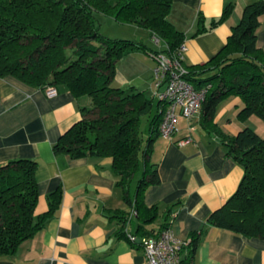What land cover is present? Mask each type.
<instances>
[{"label":"trees","instance_id":"16d2710c","mask_svg":"<svg viewBox=\"0 0 264 264\" xmlns=\"http://www.w3.org/2000/svg\"><path fill=\"white\" fill-rule=\"evenodd\" d=\"M173 0H0V76H12L36 87L61 85L77 99L82 118L63 132L54 144L56 153L73 158H113L112 169L123 199L137 213L138 237L154 236L171 226L166 219L158 231L148 229L159 214L158 205H147V188L161 181L151 162L153 144L161 135L160 123L167 102L148 97L134 85L115 80L117 63L127 54L143 50L164 52L176 58L185 40L167 18ZM232 9L226 5L219 18L205 25L198 17L196 33L223 22ZM264 0L245 5L241 19L232 27L221 50L208 61L188 65L186 78L197 89L205 88L199 121L218 133L228 156L243 168L237 190L212 210L206 223L246 236L264 239V135L246 126L227 134L214 121L218 105L230 95L243 100L240 117L256 115L264 121V50L258 45V29ZM147 28L166 45L149 47L135 40L112 38L101 31V16ZM154 106H156L154 112ZM148 116V136L142 134ZM37 162L15 158L0 164V258L16 252L56 216L64 189L60 185L47 194V211L36 214L39 187ZM118 234L126 236L130 215L118 212ZM136 244L142 242L132 240ZM200 235L191 239L194 252Z\"/></svg>","mask_w":264,"mask_h":264},{"label":"crops","instance_id":"0c3cea01","mask_svg":"<svg viewBox=\"0 0 264 264\" xmlns=\"http://www.w3.org/2000/svg\"><path fill=\"white\" fill-rule=\"evenodd\" d=\"M251 1L254 0H173L167 18L186 35L184 62L204 63L218 53ZM229 4L232 9L223 22L196 33L200 15L209 26ZM165 45L163 41L157 49ZM258 45L264 50V14L258 29ZM143 53L149 55L144 54L152 76L154 53ZM143 72L134 62L119 60L115 80L119 85L140 89L138 83L145 81ZM47 86L36 87L12 76H0V164L15 158H32L37 162L36 214L47 211L49 192L60 185L64 189L56 216L24 240L15 253L0 258V264H145L143 246L130 237L139 238V219L117 185L113 158H73L54 151L60 135L82 118L80 105L90 100L77 99L63 85L49 95ZM159 90L163 92L165 87ZM242 107L241 97L230 95L218 105L214 121L230 135L246 126L264 135V121L256 115L242 119ZM199 117L193 119L194 128L190 131L189 121L179 114L178 131L172 139L160 135L153 144L150 160L158 167L161 181L147 188L144 200L149 206L158 205L159 214L146 227L158 231L168 219L175 234L185 241L180 264H264V239L206 223L209 213L237 190L244 168L227 155L220 135L201 125ZM147 122L149 125L148 119ZM188 133H192L193 140L179 144L177 140ZM121 210L130 215L126 236L118 234L117 214ZM198 234L200 241L192 252L190 242Z\"/></svg>","mask_w":264,"mask_h":264},{"label":"built area","instance_id":"2783aa9c","mask_svg":"<svg viewBox=\"0 0 264 264\" xmlns=\"http://www.w3.org/2000/svg\"><path fill=\"white\" fill-rule=\"evenodd\" d=\"M157 41L158 38H156ZM186 44L183 42L179 48L178 56L173 58L164 52L154 54L157 65L153 71V78L160 99L167 102L163 119L160 123L161 135L172 139L178 131V115L181 114L189 121V130L194 128L193 119L200 116L202 101L205 98L206 89H197L186 78L187 69L182 63ZM164 85L165 90L159 88ZM46 90L49 95L57 92V88L48 85ZM193 140L192 133L178 139L179 144H185ZM135 240L134 235L130 236ZM146 255L145 264H180L181 249L185 241L180 239L171 226L163 228L157 235L146 236L141 239Z\"/></svg>","mask_w":264,"mask_h":264},{"label":"rangeland","instance_id":"374dc122","mask_svg":"<svg viewBox=\"0 0 264 264\" xmlns=\"http://www.w3.org/2000/svg\"><path fill=\"white\" fill-rule=\"evenodd\" d=\"M101 31L105 35L112 38L135 40L137 42L144 43L149 47H153L156 49L159 48L161 43H163L162 39H160L161 42H157L156 38L153 37V35L150 33V31L147 28L141 26L133 27L132 25H130V23L119 22L115 20L112 16H108V15L101 16ZM141 54L143 55L146 54V56H149L147 55V53H143V51ZM141 54L137 52L135 53L132 52L129 55H125L120 60L122 61L124 59L130 62H134V64H137L140 69L144 70L143 79H145V81L141 80V82L138 83V87L140 88V90H145L146 95L148 97H153L154 102L157 104L159 93L157 91L153 75L151 76L150 72L147 71V65H149V59L146 58L145 55L143 56ZM123 62H124L123 66H125V61ZM155 63H156L155 64L156 67L157 65L156 59H155ZM161 87H165V86L162 85ZM154 108L156 109V106ZM147 119L148 116L143 117L142 134L144 138H147L148 136Z\"/></svg>","mask_w":264,"mask_h":264},{"label":"water","instance_id":"95a60500","mask_svg":"<svg viewBox=\"0 0 264 264\" xmlns=\"http://www.w3.org/2000/svg\"><path fill=\"white\" fill-rule=\"evenodd\" d=\"M137 240L140 242L141 241V238L139 237Z\"/></svg>","mask_w":264,"mask_h":264}]
</instances>
